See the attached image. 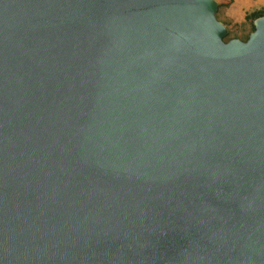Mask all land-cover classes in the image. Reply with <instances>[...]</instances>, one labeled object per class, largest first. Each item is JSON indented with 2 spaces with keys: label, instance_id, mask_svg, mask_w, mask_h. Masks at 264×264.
<instances>
[{
  "label": "water",
  "instance_id": "water-1",
  "mask_svg": "<svg viewBox=\"0 0 264 264\" xmlns=\"http://www.w3.org/2000/svg\"><path fill=\"white\" fill-rule=\"evenodd\" d=\"M216 0H0V264H264V14Z\"/></svg>",
  "mask_w": 264,
  "mask_h": 264
},
{
  "label": "rangeland",
  "instance_id": "rangeland-1",
  "mask_svg": "<svg viewBox=\"0 0 264 264\" xmlns=\"http://www.w3.org/2000/svg\"><path fill=\"white\" fill-rule=\"evenodd\" d=\"M256 7H264V0H231L219 10L218 17L227 23L231 32L242 36L247 25L244 12Z\"/></svg>",
  "mask_w": 264,
  "mask_h": 264
},
{
  "label": "trees",
  "instance_id": "trees-1",
  "mask_svg": "<svg viewBox=\"0 0 264 264\" xmlns=\"http://www.w3.org/2000/svg\"><path fill=\"white\" fill-rule=\"evenodd\" d=\"M216 1H217V8H216V11H215V16L217 17V19H219V17H218L219 10L222 7H224V6H227L230 3L231 0H216ZM262 14H264V7H256V8L249 9V10L244 12V19L246 20L247 25H246V29H245L246 31H244V34L242 36L231 32V30L228 27L227 23L224 22L223 20H221L227 27V32L223 36V39L227 40L228 38L234 37V36L235 37H239L241 39H245L247 37L248 33L253 29V22H252L253 19L256 16L262 15Z\"/></svg>",
  "mask_w": 264,
  "mask_h": 264
}]
</instances>
